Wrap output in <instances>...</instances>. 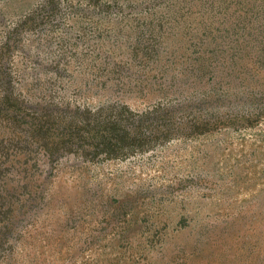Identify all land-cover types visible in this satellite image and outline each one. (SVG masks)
<instances>
[{"label":"rangeland","instance_id":"rangeland-1","mask_svg":"<svg viewBox=\"0 0 264 264\" xmlns=\"http://www.w3.org/2000/svg\"><path fill=\"white\" fill-rule=\"evenodd\" d=\"M59 10L0 0V264H264V0ZM109 99L208 131L127 158L41 148L37 109Z\"/></svg>","mask_w":264,"mask_h":264},{"label":"trees","instance_id":"trees-1","mask_svg":"<svg viewBox=\"0 0 264 264\" xmlns=\"http://www.w3.org/2000/svg\"><path fill=\"white\" fill-rule=\"evenodd\" d=\"M45 2L46 7L53 6L54 15L59 14L60 0ZM96 81L107 84L114 79L104 76ZM168 108L157 104L142 112L111 99L97 108L58 101L36 110L32 132L45 151L74 153L95 161L127 158L149 151L176 136L208 131L198 126L187 130L171 127L169 121L173 122L175 116L170 111L163 113Z\"/></svg>","mask_w":264,"mask_h":264}]
</instances>
